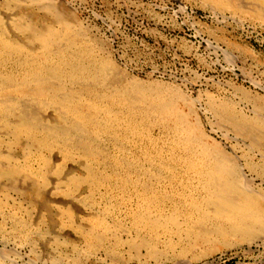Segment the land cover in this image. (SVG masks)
Here are the masks:
<instances>
[{"label": "rangeland", "instance_id": "obj_1", "mask_svg": "<svg viewBox=\"0 0 264 264\" xmlns=\"http://www.w3.org/2000/svg\"><path fill=\"white\" fill-rule=\"evenodd\" d=\"M56 1L77 17L89 37L96 39L94 56H110L132 79L164 82L194 98L200 93L204 97H226L247 112L250 106L240 101L238 89L264 101V19L245 14L254 9L263 12V0H235L241 12L216 9L206 0ZM4 22L11 29V18H4ZM11 66L5 72L13 70ZM36 106V115L59 122L60 114L54 109ZM12 117L8 120L14 121ZM0 119V151H4L0 165L17 170L15 175L0 178V264H264V242L259 239L229 247L216 240L194 246L190 240L191 246L183 234L172 239L161 231L156 234L143 226L138 229L132 214L138 199L130 190L126 194L105 185L101 176L112 174L114 158L124 150L122 157L136 163L137 174L144 178L140 169L151 167L140 151V143L135 146L108 135H89L95 149L108 159L101 163V156L95 154L87 161L77 149L68 152L62 144L41 149L34 145L33 135L23 133L15 140L1 115ZM209 123L208 134L238 165L246 164L245 155L250 151L257 162L264 163L248 142L216 121ZM151 135L160 139L159 129ZM153 173L147 172L146 179L155 182ZM176 183L172 187L179 188ZM161 184L159 178L154 186ZM162 185L170 188L168 182ZM256 189L264 195V178L257 179ZM143 240L152 242L158 254L151 256L152 244L140 245Z\"/></svg>", "mask_w": 264, "mask_h": 264}, {"label": "bare ground", "instance_id": "obj_2", "mask_svg": "<svg viewBox=\"0 0 264 264\" xmlns=\"http://www.w3.org/2000/svg\"><path fill=\"white\" fill-rule=\"evenodd\" d=\"M206 1L219 10L242 8L235 0ZM62 7L56 0H0V68L4 69L0 71V115L15 140L23 133L33 135L34 145L41 149L62 144L68 152L77 149L87 161L100 155L101 163L108 157L95 149L89 135H108L135 146L140 143V151L151 167L140 169L144 178L137 174L136 163L122 157L124 150L114 158L112 174L101 176L105 185L121 193L129 194L130 190L138 199L132 213L138 229L143 226L152 233L161 231L172 239L183 234L191 246L210 240L228 247L258 239L264 242V195L256 189L257 179L264 178V163L257 162L250 151L241 167L207 132L209 122L216 121L248 142L264 160V101L238 89L240 101L250 106L247 112L226 97H204L200 93L194 98L164 82L132 79L110 56H94L96 39L89 37L77 17ZM245 14L264 19V11L259 9ZM4 18H11V29ZM8 65L14 69L5 72ZM34 105L54 109L60 114L59 122L36 115ZM10 115L14 121L8 120ZM156 129L160 139L151 135ZM3 153L0 151L1 158ZM90 168L87 172L93 171ZM15 171L0 165V178L15 175ZM149 171L155 172V182L162 178V184L168 182L170 188L147 181ZM174 182L179 188L172 187ZM151 244L150 255L158 254L152 242H140Z\"/></svg>", "mask_w": 264, "mask_h": 264}]
</instances>
